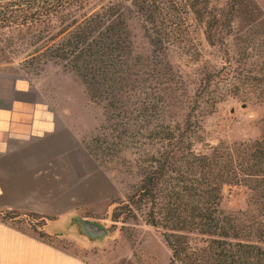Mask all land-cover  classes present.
<instances>
[{
  "label": "trees",
  "instance_id": "trees-1",
  "mask_svg": "<svg viewBox=\"0 0 264 264\" xmlns=\"http://www.w3.org/2000/svg\"><path fill=\"white\" fill-rule=\"evenodd\" d=\"M82 1L3 0L0 25L50 21L74 2L82 5ZM240 1L224 0L217 9L210 8L207 0L101 4L63 21L55 34L61 36L53 44L56 55L67 59L82 81L88 98L96 103L103 101L108 116L124 115L129 113L131 93L142 81L140 76L144 72L143 60L131 45L130 18L143 19L146 28L142 27L154 50L167 48L165 42L176 41L183 33L177 21L184 23L192 13L204 21L206 40L223 49L224 65L229 69L235 59L229 54L228 37ZM160 34L172 36V40L163 39ZM261 56L264 54L256 55L255 64ZM257 69L250 66L246 69L243 80L248 89L242 95L250 98L251 92L264 104V72ZM204 79L200 78L197 88L203 95L210 84V79L206 85L202 84ZM262 122L261 132L254 138L220 140L201 151L192 148L189 135L177 126L175 130L167 123L156 130L152 138L161 140L162 146L152 153L151 164L141 172L128 196L114 199L112 218L123 220L142 213L146 223L160 229L170 250L169 264H264V116ZM225 185L244 187L245 208L222 207ZM0 218L26 220L37 228L44 216L0 209ZM38 232L45 235L39 228Z\"/></svg>",
  "mask_w": 264,
  "mask_h": 264
},
{
  "label": "rangeland",
  "instance_id": "rangeland-1",
  "mask_svg": "<svg viewBox=\"0 0 264 264\" xmlns=\"http://www.w3.org/2000/svg\"><path fill=\"white\" fill-rule=\"evenodd\" d=\"M129 1L83 0L82 5L74 2L50 21L0 25V63L27 74L43 93L69 106L70 111L86 114L84 142L116 180L119 200L128 196L141 172L151 164L152 153L162 146V141L152 138V133L167 123L175 130L176 126L184 130L192 140V148L201 151L220 140L231 142L256 137L261 132L264 116L260 97L251 92L250 98L242 95L248 89L243 80L246 69L250 66L264 72L263 56L257 57L258 63H254L257 54H264V0L240 1L238 16L228 37L229 54L235 59L229 69L224 65L223 49L206 40L204 21L192 13L184 23L177 21L183 33L176 41L165 42L167 48L154 50L142 27H145L143 19L130 18L131 45L144 64L142 81L133 88L129 113L108 116L103 101L96 103L88 98L82 81L68 60L59 53L56 55L53 43L61 36L55 34L63 21L70 20L73 14L92 11L101 4ZM207 3L217 9L224 0H207ZM161 37L172 40V36ZM202 76L206 77L202 84L206 85L210 79L204 95L197 90ZM83 100L85 105H78ZM221 205L226 210L245 208L244 187L225 185ZM112 209L104 210L98 217L105 228L100 234L84 235L71 226L69 233L76 243L66 239L60 242L90 264H169L170 250L160 229L146 223L139 212L135 217L114 219Z\"/></svg>",
  "mask_w": 264,
  "mask_h": 264
},
{
  "label": "crops",
  "instance_id": "crops-1",
  "mask_svg": "<svg viewBox=\"0 0 264 264\" xmlns=\"http://www.w3.org/2000/svg\"><path fill=\"white\" fill-rule=\"evenodd\" d=\"M64 105L0 63V209L44 216L37 228L0 218V264H90L60 240L76 243L71 226L94 236L82 220L98 221L118 199L116 180L84 142L86 114Z\"/></svg>",
  "mask_w": 264,
  "mask_h": 264
},
{
  "label": "water",
  "instance_id": "water-1",
  "mask_svg": "<svg viewBox=\"0 0 264 264\" xmlns=\"http://www.w3.org/2000/svg\"><path fill=\"white\" fill-rule=\"evenodd\" d=\"M82 222L87 225L97 226L98 228H101L103 231L105 230L103 224L97 220L83 219Z\"/></svg>",
  "mask_w": 264,
  "mask_h": 264
},
{
  "label": "flooded vegetation",
  "instance_id": "flooded-vegetation-1",
  "mask_svg": "<svg viewBox=\"0 0 264 264\" xmlns=\"http://www.w3.org/2000/svg\"><path fill=\"white\" fill-rule=\"evenodd\" d=\"M89 228L90 233H94V234H100L101 233V228H98L97 226L94 225H87Z\"/></svg>",
  "mask_w": 264,
  "mask_h": 264
}]
</instances>
